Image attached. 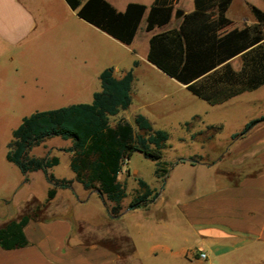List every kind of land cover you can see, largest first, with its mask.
I'll list each match as a JSON object with an SVG mask.
<instances>
[{"label":"crops","instance_id":"crops-1","mask_svg":"<svg viewBox=\"0 0 264 264\" xmlns=\"http://www.w3.org/2000/svg\"><path fill=\"white\" fill-rule=\"evenodd\" d=\"M105 1L119 12L125 11L130 3L150 7L155 2ZM186 1L189 3L184 9H177L175 5L169 24L151 31L147 30L146 12L132 43L127 45L79 17L67 0H0V107L4 108L1 112L29 116L73 104L92 103L94 93L101 90V73L111 67L118 79L133 69L132 102L128 109L135 103L138 114L151 123L155 113H170L174 108L183 107L180 97L188 102L202 100L187 85L148 60L151 37L178 28L182 17L195 11V0ZM229 8L226 16L230 20ZM179 10L183 15L175 18ZM248 25L251 24L232 27L230 20L224 31ZM235 59L230 60L232 65ZM135 62H138L136 66ZM169 86L175 91L164 90ZM247 93L251 92L216 105L202 101L220 106ZM194 118L204 122L199 115ZM237 139L239 148L233 157L239 156L235 160L241 167L243 161H253L252 171H247L251 168L247 165L245 174L232 180L235 174L219 172L222 161L219 165L215 163V172L206 173L207 182L199 194L175 200L178 218L194 229L196 245H200L198 251L207 254L204 260L226 256L245 244L264 243V125L259 128L256 125L245 136L234 140ZM46 140L35 146L43 144L46 155L37 157H58L60 165L62 154L68 158L71 168L72 152L67 149L73 146V140L64 139L68 143L51 150ZM6 154L7 151L6 161L0 162V229L27 217L23 228L27 244L5 249L0 243V264H142L143 253L138 245L142 240L150 241L147 264H170L173 257L191 256L192 249L187 245L189 231L181 230L180 236L174 237L181 244L177 247L163 234V229L169 227L168 187L144 208L130 209L125 198L120 217L111 219L109 209L113 203L102 197L99 189H85L76 180L72 168L73 175L69 178L52 173L58 165L48 169L56 179L72 182L69 187H55L42 170L24 175L17 165L7 160ZM192 165L209 166L203 162ZM128 174L131 175L130 170ZM123 175L124 171L118 179L126 184ZM40 180H44L46 189L41 197L36 187ZM51 191H54L52 196ZM128 217L133 223L130 236L124 232V220ZM156 233L165 239L155 241Z\"/></svg>","mask_w":264,"mask_h":264},{"label":"trees","instance_id":"trees-1","mask_svg":"<svg viewBox=\"0 0 264 264\" xmlns=\"http://www.w3.org/2000/svg\"><path fill=\"white\" fill-rule=\"evenodd\" d=\"M176 1L155 0L150 7L130 3L125 11L119 12L105 0H67L79 17L127 45L132 43L146 12L148 31L169 24ZM209 2L195 0V11L185 14L178 28L153 35L148 60L187 85L195 96L216 105L264 86V11L252 6L254 24L224 31L230 25L226 12L232 0H217V13L209 11ZM236 57L239 68L230 61ZM100 81L101 90L94 93L92 103L73 104L24 117L12 132L6 158L24 175L42 170L55 187H69L71 181L56 179L48 173V169L59 164L58 157H37L31 151L54 136L73 140V146L67 151L72 152L71 168L76 180L87 190L99 189L101 196L113 203L110 217L117 219L128 196L126 184L118 179L123 165L139 152L156 162V176H164L167 170L161 166V159L169 135L155 130L142 114L135 116V126L124 119L111 125L110 118L131 105L133 69L118 79L114 69L108 68L101 73ZM261 121L264 117L249 121L232 138L245 136ZM194 163L197 162L191 160ZM137 180L138 194L131 205L147 207L158 192L142 178ZM27 221L24 217L0 229V243L5 249L27 244L23 232Z\"/></svg>","mask_w":264,"mask_h":264},{"label":"rangeland","instance_id":"rangeland-1","mask_svg":"<svg viewBox=\"0 0 264 264\" xmlns=\"http://www.w3.org/2000/svg\"><path fill=\"white\" fill-rule=\"evenodd\" d=\"M187 3L189 2L186 0H177L175 5L177 9H184ZM252 6H257L264 11V0H232L228 13L232 27H243L244 25L255 23ZM209 10L212 12L217 11V0H210ZM175 18H177L176 14ZM233 65L239 68L240 61L238 58L233 61ZM146 75L150 76L148 73ZM152 79L154 78L152 77ZM165 89L167 91H175L170 86ZM180 95L182 94L180 93ZM180 99L183 107L174 108L170 113H155L152 122L155 130L166 131L169 135L167 146L163 150L161 159V166L167 172L164 176H156V162L145 158L139 152L134 153L123 165L122 170L124 171L122 179L127 180L126 189L128 196L124 200L125 203H130V209L135 208L131 203L138 194V178H142L149 186L157 188L158 194L161 192L165 193L164 190L168 187L167 193H169L170 199L166 203V211L169 215V227L163 229V234H167V237H169L168 241L177 247L181 244L174 237H179L181 230L189 231V243L187 245L192 249L191 256L188 258L189 260L173 257L170 264H264V243L261 242L245 244L220 258L209 257L207 260L200 258L201 253L198 251L200 245H196L197 238L193 234L194 229L190 226L187 227L178 218L177 201H175L177 198L184 199L187 198L186 196L199 194L202 186H205V182H207L206 173L215 172V163L219 165L222 161L219 172L222 171L221 173L223 174L224 172L225 174L226 172L234 173L235 175L232 180H236L238 178L236 177L237 175L245 174V167L247 165H251V168L247 171H252L255 165H253V161H243L241 167L235 160L239 156L233 157L235 151L239 148L240 140H234L232 135L236 132H241L245 124L250 120L264 117V87L220 106H210L199 99L195 101L190 100L189 102L185 97H180ZM3 109V107H0V162L1 160H5L6 145L11 139L12 130L19 126L23 117L28 116L25 113H3L1 112ZM136 110L134 103L130 109L121 111L117 116L111 117L110 122L115 125L120 119H124L135 126L134 119L138 114ZM195 115L203 117L205 123L196 120L194 118ZM186 121L187 123L185 124L184 122ZM263 125L264 121H261L257 124V127L259 128ZM65 143L68 142L57 136L51 137L45 142L49 150L53 147L59 148L60 145H64ZM33 154L45 156L44 145L35 147ZM55 154L60 153L55 151ZM59 156L61 157V163L52 170V173L57 177L69 178L73 173L68 158L62 154ZM191 160L203 162L209 164V166H193L189 163ZM128 170H130L131 175L128 174ZM227 180L231 181L230 178ZM43 181L40 180L36 183L39 197L42 196V193H46L45 182ZM191 186L193 187L191 188ZM131 222L132 218L130 217L124 220L126 224L124 232L129 236L131 233L129 228L133 225ZM160 237L156 233L153 239L155 241H163L165 239L164 237ZM138 245L139 251L143 253V258H140L142 264H147L149 259L146 255L149 251L150 241L142 240Z\"/></svg>","mask_w":264,"mask_h":264},{"label":"built area","instance_id":"built-area-1","mask_svg":"<svg viewBox=\"0 0 264 264\" xmlns=\"http://www.w3.org/2000/svg\"><path fill=\"white\" fill-rule=\"evenodd\" d=\"M200 258H202V259H206V258H207V254L204 253V252H201V254H200Z\"/></svg>","mask_w":264,"mask_h":264},{"label":"water","instance_id":"water-1","mask_svg":"<svg viewBox=\"0 0 264 264\" xmlns=\"http://www.w3.org/2000/svg\"><path fill=\"white\" fill-rule=\"evenodd\" d=\"M176 15H177V17H181L183 15V11H181V10L177 11Z\"/></svg>","mask_w":264,"mask_h":264}]
</instances>
